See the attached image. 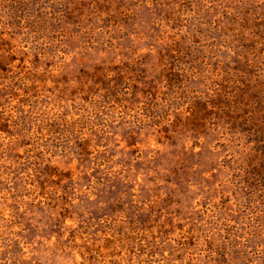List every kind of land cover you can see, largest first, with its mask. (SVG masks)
Instances as JSON below:
<instances>
[{
  "label": "rangeland",
  "instance_id": "obj_1",
  "mask_svg": "<svg viewBox=\"0 0 264 264\" xmlns=\"http://www.w3.org/2000/svg\"><path fill=\"white\" fill-rule=\"evenodd\" d=\"M190 1L0 0V264H264V111L224 135L151 119L264 92V0H193L197 23ZM98 163L132 182L91 178Z\"/></svg>",
  "mask_w": 264,
  "mask_h": 264
},
{
  "label": "trees",
  "instance_id": "obj_2",
  "mask_svg": "<svg viewBox=\"0 0 264 264\" xmlns=\"http://www.w3.org/2000/svg\"><path fill=\"white\" fill-rule=\"evenodd\" d=\"M192 2L193 0L190 1V4H189L190 6H187L186 11H191L192 9L191 13L195 15V17H193L195 23L199 21H205L204 18L202 17V12H204V9L200 7V5L193 6ZM182 7L183 5L179 6L178 10L185 8V6L183 8ZM177 13L180 15L179 11ZM206 26H207L206 23L203 22L199 26L196 27V30H193L194 33H197L199 36H195L193 38L189 36V40L185 42L186 49H187V51L185 52H191V49L194 48L197 42H199V41L196 42L194 38L203 37L202 40L207 39L208 34L203 31L205 30L204 27ZM179 47L182 50H184V47L181 46L180 44H179ZM228 47L231 48V46H228ZM198 49L199 48L197 47L196 48L197 52L199 51ZM14 54H15V50L12 52V55ZM248 59H250L249 63L251 64H255L257 62L259 63V61L254 62L255 60L254 58H248ZM202 62L204 61L195 60L194 63H199V64H195L194 66H190L186 68V71L178 70L176 71L175 75L185 76V80L186 78L190 76L196 77L202 72L201 70L202 68L200 65V63ZM1 70L7 71V69H3V68H1ZM245 75L248 76V74H245ZM102 78L103 80H107L108 76H102ZM109 81L114 82L112 79L107 80L106 82H109ZM249 83L257 84V80L251 78ZM252 86L255 87V85H252ZM112 87L118 88L119 84L113 83ZM99 90L101 91V89ZM261 93L264 94V92H262L259 88L256 90L255 88L244 87L239 92H236V94L235 93L229 94L226 97L227 101L225 102H213V100L210 101L208 99L201 98L200 96L194 97L193 100L187 102L184 108L182 107L179 111H174L176 114L175 116L185 121L183 125L173 124L172 122L173 119L172 121L170 120V116L168 115L169 110H167V108H169L168 104H164L163 106H161L162 108L157 107L155 109V110H161V109L164 110V114L162 118H160V116H157V118L152 116L151 119H157V120L160 119L161 123L164 124L163 126L165 128L166 133L168 132V133L177 134L178 129L180 128L186 129L188 124H191L189 130L197 131L199 135L206 134L208 130H211L213 133L215 134L217 133L219 135L221 134L224 135L225 132L226 134H230L231 132L236 133L241 128V122H243V120H246L249 118L252 119L254 116H258L261 114V112L264 111V101L253 102V99H252V96L254 94L261 95ZM96 97L98 99H103V97L98 94H96ZM113 103L119 106V104L115 100H113ZM113 109H117V107L116 108L113 107ZM165 110H167L168 112H166ZM170 113L172 114V112ZM194 121H197V123L194 124ZM211 121H214V122L211 123ZM188 122H191V123H188ZM105 135H107V133ZM84 140H85L83 144L84 146L82 147V150H81L82 152H80V154L83 155V158L85 159L86 157H89L90 160H94V161L97 158H100L99 156H101V154H100V150H98V147L100 145L96 143L95 144L91 143V140L89 137L84 138ZM49 163L51 165L49 167L51 170L49 171L48 174L53 175V176L55 175L56 177H58L59 175L56 173V170H57L56 165L53 164L51 161H49ZM87 174H89L91 178H104V177L108 178L107 181L109 182L114 179V184H112V188L115 186V183H120L122 185L125 184V186H127L128 184H130V182H132L131 178H129L130 174L128 170H125L124 165H121V164L120 166H118V168L113 169V168H110L109 166H104L98 163L96 164L95 167H91L88 170ZM90 191H91V188L83 187L80 189V194L84 196L85 198H87L88 200H91ZM131 191H134V188L121 189L119 195L121 196L128 195L129 192ZM100 197L101 196H98L97 200H99ZM68 202H69V210L71 211L74 204H76L75 198H71ZM89 253H93V252L90 251ZM90 256L92 258H95L93 254H90Z\"/></svg>",
  "mask_w": 264,
  "mask_h": 264
}]
</instances>
